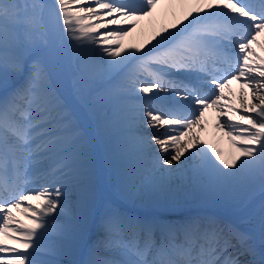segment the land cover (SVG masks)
Wrapping results in <instances>:
<instances>
[{"label": "snow or ice", "instance_id": "1", "mask_svg": "<svg viewBox=\"0 0 264 264\" xmlns=\"http://www.w3.org/2000/svg\"><path fill=\"white\" fill-rule=\"evenodd\" d=\"M162 2L0 0V264H80L72 257L90 227L99 234L85 264H264V247L213 217L139 215L83 194L89 137L56 60L68 41L69 87L81 94L89 85L82 99L95 138L106 153L127 151L139 173L123 185L127 198L159 206L264 192V56L254 47L264 50V0H195L182 19L124 47L121 38ZM232 81L239 105L225 94ZM208 108L236 149L230 161L194 132ZM260 238L264 245V206Z\"/></svg>", "mask_w": 264, "mask_h": 264}, {"label": "bare ground", "instance_id": "2", "mask_svg": "<svg viewBox=\"0 0 264 264\" xmlns=\"http://www.w3.org/2000/svg\"><path fill=\"white\" fill-rule=\"evenodd\" d=\"M51 2V0H49ZM196 6L195 0H188L186 3H181L180 0H163L156 9L154 10L152 16L144 17L139 20L129 33V35L121 38V43L124 47L129 45H141L145 40L149 39L152 34L156 31H159L162 27H166L169 24L175 23L177 20L182 19L184 15L192 8ZM260 44L264 45V38H261ZM67 46L71 52V58L68 60L69 64L67 67H72V70L69 74L64 71L63 65L65 64L64 57L63 60L58 61L59 67V85L64 92L67 100L73 105L75 111L84 124V126L93 131L94 136V117L84 100L82 95L86 93L89 85L82 84L81 89L82 93L77 94L69 87V81L74 76V52L71 46V41H68ZM256 51L260 55L264 56V50H261L259 46L254 45ZM99 51V49H97ZM66 65V64H65ZM241 86L233 93L231 101L235 105L240 104L238 96L240 94ZM248 89H244V93L247 94ZM209 115L204 116L202 128H194L195 134L199 136V139L203 142H206L207 145H212L215 147L221 154V158L225 160H231L232 156L236 154V149L230 143L229 138L224 134L223 131L219 132L216 123L211 124L208 122ZM129 135V133H125ZM88 158H89V167L90 171L88 175L84 178V184L82 186L83 194L91 197L94 206H103L106 205L112 197L117 201L126 202L132 204L143 210H158L161 212H168L170 209L167 207H173L178 205L182 207V210H188L192 206H200L201 208H207L210 205L213 210L219 206L218 203L222 204L224 201H236L240 206V210L237 212L236 221L241 220L246 214H249L253 211V205L257 202H260L264 198V192H261L259 187L255 189L242 193L239 196L232 199H217L206 197L204 203L200 204V200L197 198V195L189 196L188 198H180L174 203L169 202L162 205H154L147 201L141 202L140 200H132L127 198L123 192V185L125 183H132L138 181L139 173L133 167V160L130 154L127 151H121L119 148H114L111 153H106L104 143L97 140L95 136L92 138V144L88 142L87 146ZM113 193V194H112ZM113 195V196H112ZM199 197V196H198ZM184 208V209H183ZM98 229L90 227L88 236V241L92 244L98 237ZM250 236L252 238L251 242L255 247L261 249L264 247L261 243L260 238V228L258 230H250ZM86 246H82L80 250L77 251L72 259H75L80 262V264H85V262L90 258L88 248H90V243ZM239 251V247H237ZM247 254L240 255V260L246 261L251 257ZM65 261L68 257H62Z\"/></svg>", "mask_w": 264, "mask_h": 264}, {"label": "rangeland", "instance_id": "3", "mask_svg": "<svg viewBox=\"0 0 264 264\" xmlns=\"http://www.w3.org/2000/svg\"><path fill=\"white\" fill-rule=\"evenodd\" d=\"M60 51L62 52V56L64 57V61H65V71L66 73L72 69V65L69 67H67V64H69V59L71 58V52L67 46V44H64L60 47ZM199 195H197L198 197ZM219 206L216 207V209L220 210V211H236L237 209L240 208V204L236 201H224L222 204L218 203ZM262 204L256 205V207H254L253 212L250 214V216L248 217V222L250 221V225L253 226L254 228L257 227L258 225V221L260 219L261 216V206Z\"/></svg>", "mask_w": 264, "mask_h": 264}]
</instances>
